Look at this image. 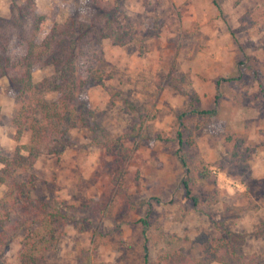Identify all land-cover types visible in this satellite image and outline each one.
Returning a JSON list of instances; mask_svg holds the SVG:
<instances>
[{
    "label": "rangeland",
    "instance_id": "obj_1",
    "mask_svg": "<svg viewBox=\"0 0 264 264\" xmlns=\"http://www.w3.org/2000/svg\"><path fill=\"white\" fill-rule=\"evenodd\" d=\"M29 1L43 15L38 40L54 23L83 24L77 65L110 76L80 91L78 100L95 114L89 123L126 134L132 149L121 190L111 179L112 156L85 127L70 130L71 144L61 152L39 154L16 175L32 178V200L74 216L44 264H81L86 256L89 264H144L145 242L147 264H163L165 234L198 255L195 240L215 232L213 220L238 238L244 261L264 264V0H0L3 31L23 29L22 20L10 23L15 13L26 17ZM52 73L51 64H39L32 78ZM15 97L1 77L0 158L29 137L22 129L16 139ZM194 106L216 114L190 117L183 136L190 134L194 145L180 149L178 114ZM243 153L248 169L239 161ZM180 157L196 166L190 172L195 205L185 195ZM6 189L0 183V198ZM22 238L10 243L5 264H17Z\"/></svg>",
    "mask_w": 264,
    "mask_h": 264
},
{
    "label": "trees",
    "instance_id": "obj_2",
    "mask_svg": "<svg viewBox=\"0 0 264 264\" xmlns=\"http://www.w3.org/2000/svg\"><path fill=\"white\" fill-rule=\"evenodd\" d=\"M29 2L26 17H18L15 13L12 18L11 26H19L20 20L24 22L21 23L23 29L21 27L16 34L13 31H3L4 17H0V78L6 77L16 92L15 100L19 106L12 118L18 128L16 139H19L22 129L29 134L26 144H19L10 157L0 158V183L7 186L0 198V264L6 263L5 254L18 234H22L23 238L20 241L17 264H44L47 253L55 248L58 238L65 234L66 224L74 221V216L52 206L47 200L30 198L33 188L31 177H16L17 174L25 172L39 154L61 152L65 146L71 144L70 130L74 127H85L92 133V142L101 145L112 156L111 179L113 185L120 190L132 155L131 147L123 142L127 135L114 136L104 129L101 130L95 123H89L95 114L83 100H78L80 91L89 85L102 84L110 76L103 68H83L77 65L82 43L86 41L87 35L83 24L63 26L54 23L38 40V35L45 31L43 15L35 13L31 1ZM39 64H51L53 73L34 81L32 71ZM219 83L220 79L217 80V85ZM50 92L56 93V97L48 99L46 94ZM194 98L197 103V97ZM215 114V108L203 110L196 106L190 111L179 113V129L175 138L180 149L185 145H194L190 134L186 138L183 136L185 130H190L186 126L187 120L197 116L207 120ZM23 150L27 154H23ZM180 158L186 168V174L182 178L185 195L195 205L197 198L190 187V172L196 166L195 163L186 166L187 162L183 157ZM232 158H238V153L233 151ZM247 160L244 153L239 158L246 169L249 168ZM36 222L40 226L32 229L31 226ZM212 223L216 233H201L195 240L198 255L195 251L189 254L179 243V237L165 234L161 256L163 264H170L176 257L187 258L184 264H205L211 261L223 264H256L252 259L243 260L238 238L224 229L221 222L213 220ZM143 251V263L147 264L146 242L143 244ZM86 260L88 256L84 257V261L81 260V264H89Z\"/></svg>",
    "mask_w": 264,
    "mask_h": 264
}]
</instances>
